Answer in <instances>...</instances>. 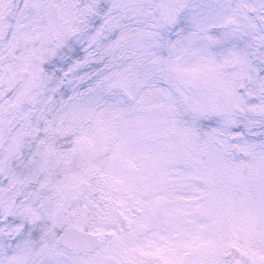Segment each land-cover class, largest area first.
<instances>
[{
	"label": "snow or ice",
	"instance_id": "1",
	"mask_svg": "<svg viewBox=\"0 0 264 264\" xmlns=\"http://www.w3.org/2000/svg\"><path fill=\"white\" fill-rule=\"evenodd\" d=\"M153 8L182 34L159 52L136 26ZM181 84L207 93L187 126ZM256 129L264 0H0V213L17 229L0 264H264V141L236 163L222 140Z\"/></svg>",
	"mask_w": 264,
	"mask_h": 264
},
{
	"label": "clouds",
	"instance_id": "2",
	"mask_svg": "<svg viewBox=\"0 0 264 264\" xmlns=\"http://www.w3.org/2000/svg\"><path fill=\"white\" fill-rule=\"evenodd\" d=\"M145 4H151L152 0H144ZM136 24L135 21H133ZM165 22L159 18L156 10L150 9L148 14L141 17L139 24H136L137 27L142 28L144 31L149 33H156L157 35L146 37V46L147 49L151 52H159L161 47L165 45L166 39L171 38V40L176 41L181 39L182 34L179 30H173L172 25H167L166 28L161 27ZM165 56L168 55L167 50H164L163 53ZM177 56H182L185 60H195L196 57L191 55V52L183 53L177 51L175 55L172 56L173 60H176ZM151 57H149L150 59ZM12 61V58L9 57V62ZM180 62V61H178ZM227 71V70H225ZM167 87L166 84H164ZM4 88L7 89V85H4ZM181 91L175 92L174 96L171 98V102L174 105L173 118L175 119L177 126H187V122L192 119V114L194 113L195 106L198 102H203L206 96L205 91H199L197 88L183 84L180 85ZM13 92L11 90H6L3 96V102L5 104L12 98ZM166 100L168 98H165ZM12 115V114H10ZM241 120L242 116L239 117ZM11 128H15V121L13 120ZM205 127H208L205 123ZM237 131H244L243 126L236 129ZM257 132H262L264 129H256ZM223 141H226L229 145L228 156L234 162L239 163L241 161H247L250 157L242 150V146L248 143H259L264 141V136H257L254 134H248L245 132L244 136L241 137H229L223 136ZM16 226L12 223L11 219L7 218L6 214L0 213V242L5 244L13 243L16 240ZM11 248H0V255H3L5 252L11 254Z\"/></svg>",
	"mask_w": 264,
	"mask_h": 264
},
{
	"label": "rangeland",
	"instance_id": "3",
	"mask_svg": "<svg viewBox=\"0 0 264 264\" xmlns=\"http://www.w3.org/2000/svg\"><path fill=\"white\" fill-rule=\"evenodd\" d=\"M156 2H160V0H156ZM192 3L196 5H199V4L209 5V4H215L216 0H192ZM171 27L173 28V30H179L175 25H172Z\"/></svg>",
	"mask_w": 264,
	"mask_h": 264
}]
</instances>
